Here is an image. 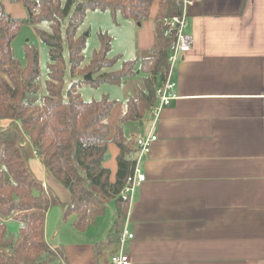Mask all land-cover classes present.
Masks as SVG:
<instances>
[{"label":"crops","instance_id":"crops-1","mask_svg":"<svg viewBox=\"0 0 264 264\" xmlns=\"http://www.w3.org/2000/svg\"><path fill=\"white\" fill-rule=\"evenodd\" d=\"M13 2L2 8L13 18H28ZM158 12L154 0L149 20L140 26L124 20L135 46L131 59L149 56ZM188 17L193 47L174 73L179 99L154 129L149 116L120 122L127 100L145 88L144 77L121 101L108 96L118 101L108 119L109 140L121 125L127 139L157 136L142 164L146 181L125 222L134 239L124 253L133 264H264V0H197ZM119 153L110 142L105 167L112 182ZM32 160L46 187L68 203V191L33 153ZM57 208V231L49 236L51 209L45 235L62 248L65 263L109 264L116 247L106 245L107 232L99 234L101 217L79 232Z\"/></svg>","mask_w":264,"mask_h":264},{"label":"trees","instance_id":"trees-1","mask_svg":"<svg viewBox=\"0 0 264 264\" xmlns=\"http://www.w3.org/2000/svg\"><path fill=\"white\" fill-rule=\"evenodd\" d=\"M13 1L22 2L29 17L22 20L4 9L0 11V121L9 123L0 128V264H66L62 248L56 247L55 253L46 240L49 211L60 207L63 220H71L75 230L84 232L113 203L116 217L105 243L116 247L130 209L129 199L120 194L134 171L138 151L136 138L127 139L122 125L109 140L108 119L118 101L108 96L85 101L78 92L81 82L77 79L98 75L85 81L98 88L102 84L122 86L127 78L143 76L145 88L127 100L120 122L139 123L148 118L157 103L155 87L168 69V55L175 41L174 36L165 35L162 21L179 16L183 0H158L156 41L149 56L140 61L123 60L121 70L115 72L103 71L122 58H108L113 37L105 32L99 34V49L84 64L87 37L80 28L88 12L108 11L115 22L119 14L123 20L140 26L149 20L154 0ZM42 23H48L50 30L37 28ZM25 25L34 26L49 49L44 88L37 48L26 45L25 62L14 55L13 42ZM67 67L71 79L65 89ZM110 142L120 150L114 182L105 167ZM33 152L68 191V203H63L51 187L45 188L32 170ZM13 221L20 224L16 236L8 231V223Z\"/></svg>","mask_w":264,"mask_h":264},{"label":"rangeland","instance_id":"rangeland-1","mask_svg":"<svg viewBox=\"0 0 264 264\" xmlns=\"http://www.w3.org/2000/svg\"><path fill=\"white\" fill-rule=\"evenodd\" d=\"M15 7H22L24 11L28 12L25 8L24 4L20 1L13 2ZM23 20V19H22ZM127 23L120 17H116V22L114 21V17L110 12H101V11H89L86 17V20L82 27L80 28V33H83L87 37V45L84 51L85 62L84 64H88L93 56L94 51L99 49L100 41H99V34L101 32L108 33L110 36L113 37L112 43V50L108 55V58L113 59L117 57L123 56L117 65H115L111 69H104L103 71L107 72H115L121 70L122 61H129V60H136L131 59L133 51L135 49L133 41L129 38V34L127 31ZM37 28L42 30H50L48 23H42L37 26ZM26 45H34L37 48L39 54V66H40V83L44 88L45 81L47 80V73H48V64H49V49L48 47L38 38V35L35 31V27L31 25H25L22 27L21 31L19 32L18 36L13 42V51L15 57L20 60L21 62H25V47ZM66 57L67 52L65 53ZM98 75H93L92 79L97 78ZM86 77V76H85ZM85 77H79L77 80L81 82L80 87L78 88V92L81 94L82 98L85 101H98L101 100L104 96H110V98L117 99L121 101L128 92H135V87L138 82L142 81L143 76H139L138 78H127V83L125 86H113L110 84H102L98 88L93 87L90 84L85 83ZM70 74L68 67L65 72V84L68 87L70 83ZM124 85V84H123ZM7 121H0V128L8 126ZM30 166L32 170L35 172L36 175L41 177L40 170L41 166L38 164V160L30 161ZM53 207L51 212V221L54 220L52 224V230L50 231V235L52 236L57 231V223L55 221V213L56 211L60 212L59 208ZM114 204L109 203L107 207V212L103 215L98 221V232L99 234H103L107 232L110 233L111 228L109 227V223L113 218V214L116 213L114 210ZM51 211V210H50ZM49 211V212H50ZM71 222V221H70ZM69 223V225H71ZM20 224L16 221L8 223V231L16 236L19 232ZM51 247L52 251L55 253L57 252L56 246L52 244Z\"/></svg>","mask_w":264,"mask_h":264},{"label":"built area","instance_id":"built-area-1","mask_svg":"<svg viewBox=\"0 0 264 264\" xmlns=\"http://www.w3.org/2000/svg\"><path fill=\"white\" fill-rule=\"evenodd\" d=\"M5 1L10 2L13 0H0V11L3 9L2 6ZM195 2H197V0H183L181 14L179 16L164 18L162 21L166 28L165 35L174 36L175 41L169 51L168 69L160 85L156 89L157 103L149 113L151 129L156 127L164 109L179 99L175 94L177 84L174 81V73L179 62L184 59L188 53H190L193 47V38L188 33V28L190 25L188 10L195 4ZM156 140L157 136L152 135V133L147 136L141 135L136 139L138 151L136 154L135 168L133 173L128 177L126 185L120 194L122 197L129 199L130 205L133 202L137 189L146 181V175L142 169V164L149 156L152 144ZM27 144L28 143L25 145ZM33 154L35 158H38V154L36 152H33ZM44 187L46 188L45 184ZM133 239V233H131L128 230L127 225H125L121 232L116 250L112 255H110L109 264H133L131 258L124 253V246L126 242ZM48 244L52 245L49 242Z\"/></svg>","mask_w":264,"mask_h":264},{"label":"water","instance_id":"water-1","mask_svg":"<svg viewBox=\"0 0 264 264\" xmlns=\"http://www.w3.org/2000/svg\"><path fill=\"white\" fill-rule=\"evenodd\" d=\"M90 80H92V76L91 75H87L86 77H85V81H90ZM109 159V156L107 155L106 156V160H108Z\"/></svg>","mask_w":264,"mask_h":264}]
</instances>
